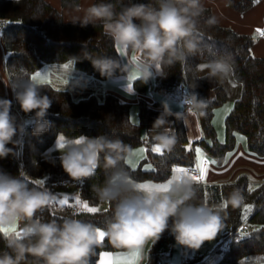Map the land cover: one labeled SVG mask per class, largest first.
Masks as SVG:
<instances>
[{"label":"clouds","instance_id":"9594fccd","mask_svg":"<svg viewBox=\"0 0 264 264\" xmlns=\"http://www.w3.org/2000/svg\"><path fill=\"white\" fill-rule=\"evenodd\" d=\"M14 2L18 4L19 0ZM76 11L83 15L73 17L71 23L82 28L99 23L115 47L135 54L131 65L118 58L86 57L100 75L112 79L117 70L126 74L134 67L143 83L167 76L165 68L184 64L188 57L202 52V27L218 23L215 16L205 17L203 0H158V7L130 2L119 12L112 3L101 0L86 8L77 5ZM202 65H197V69H206L207 75L197 77V81L223 80L233 71L227 55ZM76 80L72 89L85 85L82 77ZM8 85L21 110L34 112V116L17 123L11 113L13 101L0 98V159L17 155L15 148L8 145H21L18 137L25 134L26 127L31 126L32 135L38 136L52 126L46 117L53 100L41 94L43 88L36 80L18 78ZM196 86L195 83L190 88ZM161 105L149 131L152 143L170 153L178 143V135L169 127V118L186 124L189 117L203 116L208 99L192 91L182 99L184 110L173 111L167 99ZM62 137L55 150L63 170L72 180L81 181L102 169L104 183L93 185V191L99 202L114 206L106 211L102 226L78 218L79 208L71 213L57 210L59 219H45L42 213L55 209L56 196L43 183L35 181L30 186L22 170L18 175L0 170V229L14 226L12 231H0L6 249L0 252V264H93L105 239L114 249L142 255L145 246L150 241L154 245L165 230L171 231L179 245L197 250L225 228L228 207L237 209L245 203L244 189L235 185L217 204L201 201L200 183L191 173H173L166 182L141 187L144 182L133 179L128 168V161L133 159L132 148L115 131L94 137ZM52 151L47 150L45 159L55 164ZM161 184L166 187L155 186Z\"/></svg>","mask_w":264,"mask_h":264},{"label":"trees","instance_id":"16d2710c","mask_svg":"<svg viewBox=\"0 0 264 264\" xmlns=\"http://www.w3.org/2000/svg\"><path fill=\"white\" fill-rule=\"evenodd\" d=\"M60 2L62 7L74 8L79 5L80 0H60ZM97 2L101 0L92 1V3ZM103 2L112 3L116 12L130 2L150 3L158 7V0H103ZM259 3H264V0H227L228 6L240 14ZM205 9V17L213 16L209 6H205ZM0 19L4 21L0 30L1 41L6 52L4 68L10 81L31 78L32 73L42 65L62 64L68 61H71L77 70L96 79H104L106 77L101 76L86 57L121 59L117 48L104 35L99 23L84 28L79 24L74 25L70 21H65L61 12L46 0H19L18 4L14 0H0ZM201 45L202 52L188 57L184 64L177 63L172 68H165L167 76L155 77L154 91L156 93L172 91L182 80L187 81L189 88L196 83L197 86L194 89L190 88L191 92L195 91L199 97L208 99V106L205 115L198 116L203 135L195 143H198L206 153L222 159L234 148L236 134L240 133L245 138L248 150L258 157H264V56L251 54L253 45L251 35L219 23L212 27H202ZM219 55H227L231 58L232 76L240 85V95L224 117L222 141L216 138L212 118L214 109L226 100L227 92L218 79L197 81V77L207 75V73L198 74L197 65ZM121 74L117 70L114 76ZM39 84L43 88L41 94L48 95L53 100L46 117L52 122V126L38 136L32 135L31 126L26 127L25 134L21 137L22 144L8 145L17 150V155L0 159V170L12 175H18L22 170L26 173L25 179L30 186L35 181H43V185L52 193L59 187L69 188L77 185L80 198L88 205H97L100 202L93 191V185L104 183L103 170L98 169L96 175L91 178L74 181L63 170L59 155H52L56 159V163L52 164L42 156L43 151L54 142L58 134L68 137L79 134L94 137L100 134H111L113 131L131 148L137 147L143 142L142 130L158 117L162 108L156 102H149L140 97L137 102L139 120L133 122L129 114L130 103L120 101L114 94L105 93L102 98H99L97 94L89 93L75 98L68 89L56 87L47 82ZM133 85L135 90L145 89L141 79L134 80ZM208 92L211 93L210 97ZM0 98L12 100V106L20 114L34 116V112L24 113L21 110L14 99V93L11 98L7 97L1 81ZM61 105L64 107L62 108ZM169 119L172 120L171 128L178 135L176 147L170 153H157L147 149L137 168L133 169L128 165L133 179L164 181L169 178L173 166L193 165L194 153L192 148L189 150L187 147L190 142L184 123L175 120L174 117ZM144 163H150L153 170L146 171L143 167ZM199 183V199L209 205L222 201L232 190L231 185L243 188L246 196L242 207L227 208L224 225L228 228L223 235L224 237L230 235L231 238L227 246L221 245V242L216 245L215 249L220 257L214 264H238L247 255L264 254V182L251 186L249 179L241 175L232 182L203 183L199 181ZM250 188L252 190H249ZM245 205L251 206L247 213L244 210ZM113 206L107 204L105 209L96 213L80 209L78 218L102 226L106 211ZM73 209L70 204L61 207L55 204V209L51 212L45 210L42 215L45 219H59L57 210L71 213ZM245 214L248 217L247 220L243 218ZM244 221L250 226V229L244 232L247 235L236 234L235 230ZM172 237L171 231L165 230L154 245L150 243L145 264H155L164 245L170 243ZM4 250H6L4 241L0 239V252ZM102 250L117 249H114L105 239L103 247L98 248L97 256L93 257V264Z\"/></svg>","mask_w":264,"mask_h":264},{"label":"crops","instance_id":"0c3cea01","mask_svg":"<svg viewBox=\"0 0 264 264\" xmlns=\"http://www.w3.org/2000/svg\"><path fill=\"white\" fill-rule=\"evenodd\" d=\"M46 1L49 2L51 5H53L55 8H57L61 12V15L65 21H69L75 16L83 15L82 12L76 11V7H74V8L62 7L60 0H46ZM92 1L93 0H80L79 6L86 8L87 6L92 4ZM224 1L225 0H203V3L205 4L204 6H209L211 8V5H210L211 2H217V3L223 4ZM226 2H227V0H226ZM224 5L225 4H223V6H221V11H219V13H217L218 14L217 16L220 20H225L228 17L237 19L239 21L241 20L240 16H238V13L235 12L234 10H232L229 6H227L228 4L226 6H224ZM257 5L253 6L250 10H248L247 12L242 13V14H244L248 18H251V19L254 18L253 20L256 22V24L259 25V29H260L261 27L264 26V24L262 23L264 3H259V5L258 6ZM212 12H213V16H215V13H214L215 11L212 10ZM219 19H217L219 24L227 26L226 24H224L223 21H219ZM232 28L237 30L238 32L250 34V30L252 27L246 28L244 23H238L235 25V27H232ZM258 39H259V41H257L255 44L253 43L252 49L255 52V54L264 56V36L258 37ZM117 51L120 54L122 62H127L130 65L135 63V61L132 59L133 55H135V54H130L127 50H122V49H119V50L117 49ZM5 56H6V52H5V49L3 47L1 37H0V69H3L4 72H6V70L4 68ZM66 63H68V62H66ZM46 65H48V64H46ZM46 65H42L41 67H45ZM69 66L74 67L72 63H70ZM74 71H77L76 74L83 78L85 85L86 84L93 85V83L96 81V80H93L94 77L91 78L92 76H87V74L77 70L75 67H74ZM133 76H135L136 78L132 79ZM154 78L150 79L147 83H144L145 89L143 91H139V90L134 89V91L132 93H129L127 91L128 84L131 83L133 85L134 80L140 79L139 76L137 75V71L133 67L128 73H126V74L122 73L121 75L114 76L112 79H108V78L99 79L100 81H102L103 84L101 86L99 84L98 87L101 88V90L103 91V95L105 93L114 94L122 102L130 103V102L126 101L127 100L126 96L131 95L134 97L133 99H131L132 101L138 102V99L140 97H142L149 102H156V104L160 108H162V105H159L157 103V101L154 100V97L156 94V92L154 91V87H153ZM0 81H1V79H0ZM47 83H49V82H47ZM8 84H9L8 82L5 83L6 89H4V87L2 85V81H1V85H2V88L5 92V94L7 95L8 98H11L13 95V90L11 89V87ZM50 84H52V83H50ZM52 85L56 86V87L63 88V89H68L75 98H79V96H85L84 94H89V93L97 94L96 91H93V90H87V91L83 92L84 88H81V87H77V88L72 89L74 86L67 85L66 83H61L58 85L52 84ZM133 88H134V85H133ZM80 89H82V90H80ZM142 89H143V87H142ZM86 92H89V93H86ZM210 96H211V93L208 92V97H210ZM170 106L172 107L173 111L184 110L183 106H182V102H179L177 105L172 104ZM11 113L15 116L21 115V117H22V114H20L16 109H14L13 106L11 108ZM154 121H151L148 124V126L146 128H144L145 132H143L144 129L142 130L141 136H142L143 142L139 146L132 148V151L139 150L141 148L151 149L152 147L155 146L152 143L151 134L149 131V129L152 127ZM20 122L21 121H19V123ZM184 126L186 129L187 138L190 142L191 148L194 150L195 142L200 140L202 138V135H203L198 117H189L187 120V123L184 124ZM198 126L200 127L199 130L196 129ZM169 127L171 128V121H170ZM237 135H238V133L236 134V144H235L234 148L232 150L228 151L223 156L222 159H217L216 157H213L212 155L206 153L202 149V147L197 143L201 147V149L204 151V154H203L204 158L208 159L209 161L215 160L217 162L214 165L210 164V163L204 165V167L207 169L206 179L202 180L201 182H203V183L232 182V181L236 180L241 175H244L249 179L251 186H254V185H257L261 182H264V157H258L254 153L250 152L247 148L245 138H243V140H241ZM219 141H222V140H219ZM229 153H231L232 155L229 156L228 155ZM142 154H146V152H143ZM194 156H195L194 162L197 164L198 163L197 157H196V155H194ZM174 167H184V166L175 165V166H173V168ZM173 168H172V170H173ZM172 174H173V171L171 172L170 176ZM170 176H169V178H170ZM169 178H167V179H169ZM167 179L164 181L147 180L144 183H162V182H166ZM215 251L218 252L216 249H215ZM213 256H214V254H213ZM218 259H216V261Z\"/></svg>","mask_w":264,"mask_h":264},{"label":"rangeland","instance_id":"374dc122","mask_svg":"<svg viewBox=\"0 0 264 264\" xmlns=\"http://www.w3.org/2000/svg\"><path fill=\"white\" fill-rule=\"evenodd\" d=\"M225 4L224 6L227 5L226 0L224 1ZM223 4L217 3V2H211V8L213 11H215V17L217 19L218 18V14L219 11H221V6H223ZM205 5V4H204ZM259 5V4H258ZM257 5V6H258ZM228 6V5H227ZM237 14V13H236ZM238 16H240V21L234 18H226L225 20H220L219 21H223L224 24H226L227 26L230 27H235L236 24L238 23H244L245 27L247 28H251L250 30V34L252 39H253V43L255 44L257 41H259L258 36H257V29H259V25L256 24V22L251 19L248 18L247 16H245L244 14H239ZM262 23L264 24V22L262 21ZM251 54L254 56H261V55H257L255 54V52L253 51V49L251 48ZM68 61V63H62V64H57V63H53V64H48L45 67H40L38 70H36L35 72L32 73L31 77H33L35 75V73L39 72L41 73L42 77L44 78V82H48L50 81V83L54 84V85H58L61 83H66L67 85H71L74 86V83L78 82L76 80V78H80L79 75L76 74L77 71H74V67L69 66L68 68H65L64 65L66 64H70ZM208 61H204L199 63L198 65H202L207 63ZM72 63V62H71ZM197 73L202 75L207 73L206 69L203 70H198L197 69ZM89 76V75H87ZM93 78V77H91ZM0 79L2 81V85L4 87V89H6L5 83H10L8 74L6 72L3 71V69H0ZM93 80H96L93 85L91 84H86L81 88L83 89V92L87 91V90H93L96 91L97 95L99 98H102L103 96V91L101 90V88L98 87V85L100 84V86L103 84L102 81H100L99 79L93 78ZM98 80V81H97ZM219 82L222 84V86L225 88L226 92H227V96H226V100L219 106H217L214 109V114H213V118H212V123L215 127L216 130V138L218 140H223L224 138V117L227 115V113L231 110L233 103L235 101V99H237L240 95V85L237 81H235V79L231 75L223 80L218 79ZM7 81V82H6ZM43 83V82H41ZM82 90V89H80ZM89 93V92H86ZM86 95V94H84ZM79 97H83V96H79ZM128 102H130V106H129V114H130V119L133 122H138L139 117H138V104L136 101H132L131 99H133L134 97L131 95H127L126 96ZM167 99L170 103V105H177L179 102H182V98L178 97L174 91H169L166 93H156L154 100L157 101V103L159 105H161V101ZM17 117V123H19V121H23L24 119H30L32 116H30L29 114H22L20 116H16ZM21 117V118H20ZM197 130L200 129V127L198 126L196 128ZM143 132H145V129L143 130ZM64 136V137H68L64 134H58L56 139L54 140V142L47 147L43 153L42 156L45 157V154L47 153L48 149H53L51 155H59V152L55 150V145L56 142H59V137ZM241 140H243L244 136L240 133H238L237 135ZM93 137V136H90ZM22 139V138H21ZM199 148L201 149V147L195 143L194 145V155H196L195 153V149ZM202 150V149H201ZM15 151L17 152V150L15 149ZM138 150H135L133 152H137ZM202 153L204 154V151L202 150ZM145 154L142 153H138L137 156H133V161H138V164L141 162V159L143 158ZM195 157V156H194ZM150 164V163H144L143 167L145 169V165ZM139 181V180H136ZM145 181H139V182H146ZM201 182V181H200ZM56 196V201L55 204L59 207L65 205V204H61L60 201L61 200H67L68 203L72 206H76V208L78 207L79 209H83L81 207V205H77L76 204V200L77 198H79L82 202H84L78 193V187L77 185L75 186H71L69 188H64V187H59L56 192L53 193ZM92 206V205H89ZM93 207H97L99 210L105 209L107 207L106 203H98L97 205H94ZM227 226L225 225V228L223 230H221L217 236L212 239L211 241H204V243L202 244V246L197 249V250H193V249H189L186 248L185 246L179 245L176 240L175 237L173 235L171 242L170 243H166L164 245V248L159 256V258L157 260H160L164 263V264H214V262L216 261V259L219 258V253L215 251V246L216 244L220 241L221 245H224V241L227 240V237H224V232L227 230ZM151 241L145 246L143 254L139 255L138 258L132 256L131 252L126 251V250H102L99 255L98 258L95 262V264H100V254L102 253H110V256H105L104 260L108 262V264H112L113 261L116 260V254L119 253H125L128 254L126 259L129 262V264H145L146 261V253L147 250L149 248ZM214 254V256H213ZM212 256V257H211ZM156 264V262H155ZM238 264H264V254H251V255H247L246 257H244Z\"/></svg>","mask_w":264,"mask_h":264},{"label":"snow or ice","instance_id":"6c2138e0","mask_svg":"<svg viewBox=\"0 0 264 264\" xmlns=\"http://www.w3.org/2000/svg\"><path fill=\"white\" fill-rule=\"evenodd\" d=\"M257 32L260 33L261 35H264V30H260V29H257ZM117 49L119 50V48L117 47ZM132 59L135 61L136 60V57L135 55H133ZM71 63V62H69ZM65 68H68L69 67V64H66L64 65ZM203 67V65H202ZM138 75V74H137ZM34 80H36L38 83H41V82H44V78L42 77L41 73L37 72L35 73V75L32 77ZM136 77L133 76L132 79H135ZM50 83V81H48ZM134 91V88H133V85L131 83L128 84V92L129 93H132ZM63 137H59V142H62L63 141ZM189 150H191V145H188L187 146ZM147 149H144V148H141L139 149L137 152H133V156H137L138 153H143V152H146ZM151 151H154V152H157V153H160L162 152L161 149H159L158 146H154L151 148ZM195 153H196V157H197V160H198V163H197V166L195 169H190V168H184V167H174L173 168V173H191L193 175V178L196 179L197 181H202V180H205L206 179V172H207V169L204 167V165L206 164H216L217 162L215 160H208L206 158L203 157V153H202V150L199 149V148H196L195 149ZM229 156H231L232 154L229 153L228 154ZM128 164L133 168H137L138 166V161H133V159H130L128 161ZM145 170L146 171H151L153 170L152 169V166L151 164H147L145 165ZM199 173V174H196V173ZM37 183H43V181H37ZM168 183H171V180L168 181ZM153 183H144L142 185H140L141 187H145V186H152ZM157 187H166V185H155ZM249 190H252L251 188ZM61 204H67L68 201L67 200H61L60 201ZM76 204L77 205H81V207L89 212V213H96L99 211V209L97 207H93V206H89L87 202H82L79 198H77L76 200ZM251 206L249 205H245L244 206V210H245V213H247V211L250 209ZM245 220H247V215L245 214V216L243 217ZM14 230V226L13 228H4V229H0V231H5V232H8V231H12ZM241 235H247V233H244V232H241ZM101 239L103 240V233H101ZM111 254L110 253H102L100 254V264H108L107 261L104 260V257L105 256H110ZM128 254H125V253H119V254H116V260L112 262V264H129V262L127 261L126 257H127ZM132 256L134 257H137L139 256L138 253H132L131 254ZM134 264V262H133Z\"/></svg>","mask_w":264,"mask_h":264},{"label":"built area","instance_id":"2783aa9c","mask_svg":"<svg viewBox=\"0 0 264 264\" xmlns=\"http://www.w3.org/2000/svg\"><path fill=\"white\" fill-rule=\"evenodd\" d=\"M4 21L0 19V30L1 27L3 25ZM260 30H264V26L260 28ZM258 37H263L264 35H261L260 33H257ZM174 92L177 96H179L180 98L183 99V97L187 94V92H191L187 81L182 80L181 82L177 83V85L174 88ZM197 166V164L194 162L193 165H189V166H185L184 168H190V169H195ZM196 174H199L198 172ZM73 208L75 209L76 206H73ZM250 229L249 224L244 221L242 222V224L235 230L236 234H241V232H245L248 231ZM231 236H229L227 238V240L224 241V245L223 246H227L228 242L230 240ZM156 264H164L160 259L156 261Z\"/></svg>","mask_w":264,"mask_h":264}]
</instances>
